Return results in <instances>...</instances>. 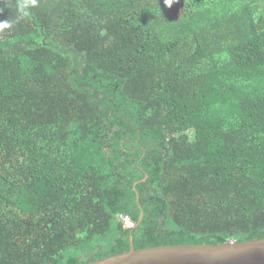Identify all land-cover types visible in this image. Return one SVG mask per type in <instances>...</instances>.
Wrapping results in <instances>:
<instances>
[{
  "label": "trees",
  "instance_id": "obj_1",
  "mask_svg": "<svg viewBox=\"0 0 264 264\" xmlns=\"http://www.w3.org/2000/svg\"><path fill=\"white\" fill-rule=\"evenodd\" d=\"M0 22V264L120 255L141 210L135 249L264 239V0H0Z\"/></svg>",
  "mask_w": 264,
  "mask_h": 264
},
{
  "label": "water",
  "instance_id": "obj_2",
  "mask_svg": "<svg viewBox=\"0 0 264 264\" xmlns=\"http://www.w3.org/2000/svg\"><path fill=\"white\" fill-rule=\"evenodd\" d=\"M136 198L138 202V196ZM142 218L141 210L138 223L131 227L128 251L86 264H264V239L229 241L217 245H167L135 249L132 229L138 226Z\"/></svg>",
  "mask_w": 264,
  "mask_h": 264
},
{
  "label": "clouds",
  "instance_id": "obj_3",
  "mask_svg": "<svg viewBox=\"0 0 264 264\" xmlns=\"http://www.w3.org/2000/svg\"><path fill=\"white\" fill-rule=\"evenodd\" d=\"M173 2L178 3L179 0H165V3L168 4L169 6H171V4ZM25 3H31V4L34 5L35 4V0H25ZM23 7H24V5H21V9H23ZM5 26H6L5 23L0 22V29L4 28Z\"/></svg>",
  "mask_w": 264,
  "mask_h": 264
},
{
  "label": "built area",
  "instance_id": "obj_4",
  "mask_svg": "<svg viewBox=\"0 0 264 264\" xmlns=\"http://www.w3.org/2000/svg\"><path fill=\"white\" fill-rule=\"evenodd\" d=\"M124 221L127 222V225L129 226V228H131L133 226V224L128 219H124Z\"/></svg>",
  "mask_w": 264,
  "mask_h": 264
},
{
  "label": "rangeland",
  "instance_id": "obj_5",
  "mask_svg": "<svg viewBox=\"0 0 264 264\" xmlns=\"http://www.w3.org/2000/svg\"><path fill=\"white\" fill-rule=\"evenodd\" d=\"M124 219V218H123ZM125 222V225L127 226V227H129L128 225H127V222L126 221H124Z\"/></svg>",
  "mask_w": 264,
  "mask_h": 264
}]
</instances>
